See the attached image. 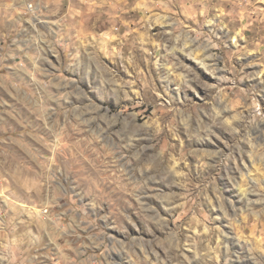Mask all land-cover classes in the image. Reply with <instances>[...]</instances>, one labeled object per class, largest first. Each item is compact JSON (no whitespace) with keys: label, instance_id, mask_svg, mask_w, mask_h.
I'll use <instances>...</instances> for the list:
<instances>
[{"label":"rangeland","instance_id":"obj_1","mask_svg":"<svg viewBox=\"0 0 264 264\" xmlns=\"http://www.w3.org/2000/svg\"><path fill=\"white\" fill-rule=\"evenodd\" d=\"M264 264V0H0V264Z\"/></svg>","mask_w":264,"mask_h":264},{"label":"bare ground","instance_id":"obj_2","mask_svg":"<svg viewBox=\"0 0 264 264\" xmlns=\"http://www.w3.org/2000/svg\"><path fill=\"white\" fill-rule=\"evenodd\" d=\"M240 264H243L242 262H240Z\"/></svg>","mask_w":264,"mask_h":264}]
</instances>
